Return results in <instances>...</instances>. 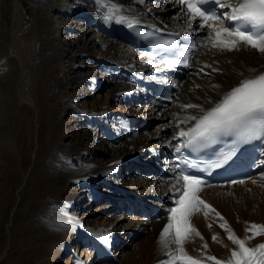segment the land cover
I'll use <instances>...</instances> for the list:
<instances>
[{
  "label": "bare ground",
  "instance_id": "obj_1",
  "mask_svg": "<svg viewBox=\"0 0 264 264\" xmlns=\"http://www.w3.org/2000/svg\"><path fill=\"white\" fill-rule=\"evenodd\" d=\"M242 2L243 0H235L233 4L228 5L229 14ZM137 3L125 4L116 0H0V153L8 146L15 148L12 135L14 130L12 125L14 126L15 123H21L25 130L31 128V139L34 144L25 178L17 193L16 207L6 227L7 242L0 264H3L9 256L16 231L24 236L26 243L31 241L23 250L15 252L18 258H24L25 264H58L63 256L71 252L72 247L76 245L75 241L78 240L80 247L83 248L84 256L72 254L69 260L73 261V264H112L117 261L115 256L121 257L113 250L116 249L117 252L120 249V243H126V246L132 240V236H129L131 232L119 240L120 235L127 231V227H123V223L127 221L125 217H119L115 227H108L103 223L96 227V225L92 226L91 220L94 217L92 213L78 216L76 208L79 205L75 198L80 193L85 194L91 191L94 193V188L101 182V176L122 170L128 165V161L118 162L101 171H95L85 163V167L74 166L75 157L79 158L87 154L82 153L81 145L72 141L75 134L70 135L68 130L70 121L63 120L66 111L73 107V92L69 88L72 67L65 49L68 41L63 38V35L68 31L70 16L76 14L71 8L76 4L92 6V12L106 18L104 25L97 26L98 31L107 30L106 27L115 29L116 24L129 22H141L165 31L178 32L187 31L194 25V18L185 13L173 0L161 2V5L164 3L166 7L165 10L162 8V12L157 11L161 15L159 18L155 11L152 13L148 10L149 12L146 13L145 10L139 9ZM175 12L177 15L173 20L165 18ZM181 20L188 21L185 27L179 24ZM203 31L209 34L203 44L202 55H205V58L201 54L196 57L191 63V69H199L198 76L202 74L212 76L211 79H214L218 74V77L214 81V86L197 92L198 98L194 111L189 112L191 109L186 108L183 111L186 113L185 116L179 118V131H176L184 138L196 120L207 115L209 111L241 88L264 76V60L260 59V56L264 54V37L255 45L249 41H243L235 46L232 43V33L227 27V20L224 18L210 23ZM114 49L118 50V45ZM224 51L230 54L225 61L219 64L208 61L207 58L210 55ZM132 53L134 54V51ZM135 54L138 55L140 65H146L148 68H163L158 61L145 54ZM145 79L165 82L163 79L159 81L153 73L147 75ZM132 84L138 87L135 83ZM124 86L129 90L133 87ZM124 91L121 92L124 93ZM120 97L124 98V96ZM102 139L107 145L113 137L110 134H104ZM163 140L161 137V141ZM159 146L161 148L154 155L147 156L146 150H141L137 158L141 159L142 163L152 165L154 158H159L166 149L171 147L161 143ZM117 149H121V146ZM144 157H146L145 160H143ZM133 162L135 160L130 159L129 164ZM36 172H38L36 177L39 186L31 203L25 207L23 195L31 177H34ZM1 173L3 171L0 164V176ZM259 173L260 176H256L247 183L205 188L192 185L190 187L193 193L190 196L183 194L186 183L179 178L169 182L159 178L157 181H154L157 178L153 180L154 183H163L166 186L163 197L160 195L156 197L148 190V187L145 189L147 191L144 192L145 194L136 196L132 195L137 191L130 195L126 190H121L120 197L123 199L126 196L127 200H133L140 205H156L165 211L172 210L173 207L170 208V206L190 201L186 208L173 214V217L178 216V224L174 228L171 218L147 222L139 218L136 221L128 220L129 225H133L132 232H137L136 236L144 234L150 235V238L157 237L161 241L159 244L161 252H165V257L151 256L152 245L143 242V246L132 248L129 254V256H138L140 259L129 262L122 260L123 263L157 264L161 261L159 264H169V262L174 264L172 262L176 259L184 258L180 255L182 250L179 252L175 249L177 242H182L183 237L187 253L192 256H197L195 254L197 247H201L202 250L208 247L209 251H205L206 264H214L215 256L226 264L238 261L236 248L239 244L231 238L237 234L244 237L247 230L254 225L264 228V192L260 191L264 187V157ZM257 181L262 184L257 186L259 196L257 198L250 195L253 200L249 201V198L245 197L246 192L257 188L254 185ZM77 189L79 193L76 192ZM153 198L157 199L152 201ZM93 199L96 202V196ZM156 201L166 205L154 204ZM199 201L207 202L210 208L209 216L204 203L200 205ZM114 206L111 205V209L120 208L119 205ZM194 211L196 215H193ZM21 212L23 216L19 217ZM186 223L191 226L190 230L185 228ZM160 232L163 233L159 236ZM260 238H264V235ZM90 243L94 246L86 249L85 244ZM260 244L263 245L262 251L259 250L258 254H250L249 251L243 259L244 262L252 260L256 255L258 257L255 264H264V241ZM30 245H33V248ZM128 246H131V243ZM187 259L190 260L191 257Z\"/></svg>",
  "mask_w": 264,
  "mask_h": 264
},
{
  "label": "rangeland",
  "instance_id": "obj_2",
  "mask_svg": "<svg viewBox=\"0 0 264 264\" xmlns=\"http://www.w3.org/2000/svg\"><path fill=\"white\" fill-rule=\"evenodd\" d=\"M116 1H119L120 3L125 2V4L132 2L136 4L138 2V8L145 10L146 13L149 11L152 13L153 11H155L154 13H158V10H161L159 12H162L164 9L163 5L152 0H141L142 2H139L140 0ZM71 8L76 14L70 16L68 31L64 32L66 34L63 35V38L68 41V46H66L65 49L67 50V55H69V64H71L72 67L69 88L72 89L73 92V107L66 111L63 120L64 122L70 121L68 130L70 131V135L75 134L74 137H72V141L81 145L83 147L82 153L87 154L86 156H81L79 158L75 157L73 162L74 166L85 167L88 165L95 171H101L104 168H108L109 166L124 160L128 161L127 166H129L130 159H138L137 155L141 150L156 152L160 149L161 147L159 145L161 143V137L164 139L162 145L165 142L171 143L173 139L180 138L181 135H178L176 130L179 129V118L186 114L183 111L186 108L191 109L189 112L194 111L193 108L194 105L197 104L196 101L198 98L197 92L202 89L208 90L214 86V81L218 77V74L215 75L214 79H211L212 76H204L200 74L201 77L198 76L199 69L193 68L191 73L187 75L181 83V91L176 94L174 104L163 111L151 109V105L145 102H132L131 104L129 100L127 101L123 97H120L123 96L121 91L126 90L124 91L125 93H129L130 91L136 98L142 96L140 93L141 91L138 89L129 90L128 87L124 86H129V84L121 82L114 73H117V70L120 68L127 67L128 69L135 71L136 75L142 77L143 71H141V69L144 70L148 68L146 65L143 66L138 63L140 61L138 55L135 53L133 54L127 46L108 36H104L103 33L97 31V25L101 22L105 23L106 18L92 12V6L76 4ZM156 16L159 18L161 15L158 13ZM173 17L174 15H171L168 19L173 20ZM116 45H118V50H115L116 48L114 49ZM201 56L205 58V55L201 54ZM229 56V52L224 51L220 54L210 55L207 59L211 63L219 64L220 62L225 61ZM263 56L264 54L260 56L261 60H264ZM207 78H209V80ZM151 110L154 111L152 112ZM133 123H137V126L146 123L149 124L150 128L148 131H142L141 126H133ZM13 127L14 130L12 135L15 140V148L8 146L0 153V164L3 171L0 176V258L7 242L6 227L9 224L14 208L16 207L17 193L25 178L24 175L27 172L29 166L28 163L34 146L31 139L30 127L25 130L21 123H15L14 126L12 125V128ZM103 128H107V130L110 131L104 133L105 135L112 133L115 134L118 139L114 141V143L111 142L106 145V141L104 143L102 139L103 134H101ZM129 128H131L132 134L126 137L124 136V130H128ZM117 142H119V144L116 145ZM119 146H121V149H117ZM147 151L145 152V155H147ZM122 170L111 175L101 176V182L94 188L95 194L93 191L85 194L80 193L77 198H75L79 205L76 208L79 217L84 214L87 215V213H92V215H94L93 220H91L93 221L92 226L96 225L97 227L100 223H103L108 227L117 226V220L119 217L122 218V215L121 213L113 212L111 210V207H109L111 202H109V199L104 196V193L116 194L114 193V189L119 191L126 190V192L127 190L134 192L137 191L138 193L136 192L132 195L136 196L137 194L143 195L144 192H147L145 189L148 187V190L151 193H154L156 197L157 195L163 197L166 191V186L156 182L154 183V181L159 179L154 180V178H147L145 176L130 177L126 176L127 172L125 170ZM124 173L126 175H124ZM37 174L38 172L35 173L34 177H31V181L24 192L23 204L25 207L31 203L33 195L39 186L37 185ZM100 175L101 174L99 173V176ZM142 179L143 182H141ZM259 185L262 184L259 182L255 183V187ZM110 186L112 188H110ZM258 188L259 187L247 191L245 197H248L249 201L253 200V198H250V195H254L258 198ZM244 189L247 190V188ZM161 190L163 191L160 194H157ZM260 191L263 193L264 187L261 188ZM76 192L79 193V189H77ZM95 196L97 198L96 202H94L93 199ZM102 196H104V199ZM98 198H102L103 200L100 201ZM155 199L157 198H153L152 201ZM119 200L124 201L125 199L120 197ZM203 203L209 216L210 208L206 201H202L200 205ZM193 215H196V211L193 212ZM22 216L23 212H21L19 217ZM166 216L169 217L170 212L166 211ZM212 216H214V214ZM188 223H186L185 228L187 227V230H190L191 226L187 225ZM123 225V227H127V231L125 234L120 235L119 240L123 239L124 236H127L133 231V225H129L128 220L125 221ZM262 230H264V228H261V226L254 225L253 228L247 230L244 237L240 234H237L234 237L232 236L233 238L231 239L239 244L236 248V255L239 257V260H236L233 264L256 263L258 257L256 255L252 260L246 262H244L243 259H245L249 251L250 254H258L262 251L263 245L260 244L264 241V238H260V236L264 235ZM18 232L19 231H16L14 234V245L3 264H25L24 258H18L15 252L21 249L23 250L29 243H31V241L26 243L24 236L20 235ZM162 233L163 232H160L158 235L160 236ZM135 241L136 242L132 243L131 246H128L130 245L128 242V245H126L127 247L124 248V252L120 253L118 251L122 258H117V261L112 264H124L123 261L129 262L130 260L138 261V259H140L138 256H129V254L132 252V248H140L143 246V242L152 245L151 256L165 257V252H161V246L159 244L161 241L158 240L157 237L155 238L153 236L150 238V235L146 236L141 234L138 237H135ZM173 242L175 244L174 240ZM75 243L76 245L73 246L74 248L72 247L71 252L63 256L61 262L58 264H73V261L69 260L72 254H75V256L78 254H81V257L84 256L83 248L82 246L80 247L79 240L75 241ZM85 245L86 249L94 246L91 245V243ZM30 246L33 248V245ZM175 249L179 252L182 250L180 255L184 258L176 259L172 262L174 264H206L207 256L205 255V251H209L208 247H205L204 250H202L201 247H197L195 253L197 256H192L190 253H187L188 251L186 250L183 237V241L177 242ZM186 257H191V259L188 260ZM182 261L184 263H182ZM186 261L187 263H185ZM200 261H202V263ZM160 262L161 261L157 262V264ZM169 264H171V262H169ZM214 264H226V262L215 256Z\"/></svg>",
  "mask_w": 264,
  "mask_h": 264
}]
</instances>
